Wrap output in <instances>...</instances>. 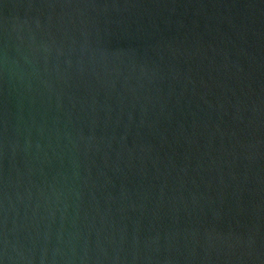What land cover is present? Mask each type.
Masks as SVG:
<instances>
[{
    "label": "water",
    "instance_id": "water-1",
    "mask_svg": "<svg viewBox=\"0 0 264 264\" xmlns=\"http://www.w3.org/2000/svg\"><path fill=\"white\" fill-rule=\"evenodd\" d=\"M0 264H264V0H0Z\"/></svg>",
    "mask_w": 264,
    "mask_h": 264
}]
</instances>
